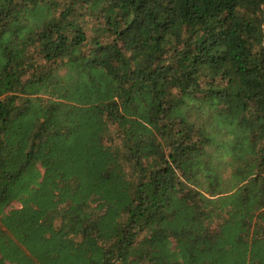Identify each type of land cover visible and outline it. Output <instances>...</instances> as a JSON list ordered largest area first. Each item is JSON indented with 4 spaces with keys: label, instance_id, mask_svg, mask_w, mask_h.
Listing matches in <instances>:
<instances>
[{
    "label": "trees",
    "instance_id": "trees-1",
    "mask_svg": "<svg viewBox=\"0 0 264 264\" xmlns=\"http://www.w3.org/2000/svg\"><path fill=\"white\" fill-rule=\"evenodd\" d=\"M0 264H264V0H0Z\"/></svg>",
    "mask_w": 264,
    "mask_h": 264
},
{
    "label": "rangeland",
    "instance_id": "rangeland-1",
    "mask_svg": "<svg viewBox=\"0 0 264 264\" xmlns=\"http://www.w3.org/2000/svg\"><path fill=\"white\" fill-rule=\"evenodd\" d=\"M15 206H17V203L15 204Z\"/></svg>",
    "mask_w": 264,
    "mask_h": 264
}]
</instances>
